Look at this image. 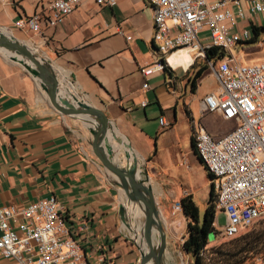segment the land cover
<instances>
[{"label":"crops","instance_id":"0c3cea01","mask_svg":"<svg viewBox=\"0 0 264 264\" xmlns=\"http://www.w3.org/2000/svg\"><path fill=\"white\" fill-rule=\"evenodd\" d=\"M50 1L0 0V28L22 35L36 48L23 42L32 53L47 59L62 95H73L105 113L147 172L156 202L176 196L179 202L185 196L179 193L182 187L193 201L196 191L208 195L211 181L192 142L195 126L222 137L235 124L202 111L205 95L218 91V84L202 89L206 75L213 76L205 60L169 53L163 60L166 69L151 75L144 91L142 70L157 60L146 0H115L113 6L85 0L54 27L43 20L40 34L15 27L36 13L45 16ZM201 68L205 70L193 86ZM37 85L21 66L0 55V208H22L54 197L69 227H86L78 239L88 264H139L135 241L141 224L128 216L132 205L93 155L87 124L57 113ZM160 118L168 126L160 125ZM117 157L124 166L122 148ZM177 213L169 219L170 226L164 224L165 253L170 249L173 259V225L181 230L186 222L183 213ZM179 236L182 247L186 237L183 231ZM153 240L158 242L157 237ZM0 264L13 262L0 256Z\"/></svg>","mask_w":264,"mask_h":264},{"label":"built area","instance_id":"2783aa9c","mask_svg":"<svg viewBox=\"0 0 264 264\" xmlns=\"http://www.w3.org/2000/svg\"><path fill=\"white\" fill-rule=\"evenodd\" d=\"M84 1L51 0L45 16L36 13L17 21L15 27L40 34L43 20L54 27ZM94 1L99 6L115 4V0ZM146 2L152 13L157 60L142 70V89H149L151 75L166 69L163 60L169 53L194 50L193 58L205 60L218 84L217 92L202 99V111L235 124L222 137H213L198 124L193 135L196 154L211 176L215 208L226 219L217 231L220 236L234 237L264 218V62L243 64L232 53L252 39L253 28L264 26V0ZM210 48L223 51V58L208 59ZM146 104L143 101L141 106ZM159 123L168 126L163 118ZM173 209L181 212L179 202ZM66 219L54 197L22 208L1 207L0 256L13 264H88L78 239L86 227L74 229Z\"/></svg>","mask_w":264,"mask_h":264},{"label":"water","instance_id":"95a60500","mask_svg":"<svg viewBox=\"0 0 264 264\" xmlns=\"http://www.w3.org/2000/svg\"><path fill=\"white\" fill-rule=\"evenodd\" d=\"M0 50L9 61L20 65L35 79L52 109L61 115L79 118L87 124L92 136L93 155L117 179L116 185L123 191L128 203L133 207L137 205L144 212L138 243L135 241L139 251V264H164V223L161 222L153 190L147 185V172L131 146L115 133L101 109L80 101L73 95L66 97L60 93L59 81L46 58L36 52L32 53L25 44L16 38L7 37L1 31ZM112 143L123 149L121 162H125L124 166L120 165L117 157L119 149H113ZM153 234H157V243L153 240Z\"/></svg>","mask_w":264,"mask_h":264},{"label":"rangeland","instance_id":"374dc122","mask_svg":"<svg viewBox=\"0 0 264 264\" xmlns=\"http://www.w3.org/2000/svg\"><path fill=\"white\" fill-rule=\"evenodd\" d=\"M7 30L10 31L11 29H7ZM10 32L12 33L14 38H16L19 42L20 41L27 42L29 45H31L33 49L36 50V48L22 35L16 33L14 30H11ZM205 35L206 34H203L202 36H205ZM232 53L235 57H239L240 61L243 64H258V63L264 62V33L260 34L259 37H257L254 43L251 45H245V44L238 45L237 47L232 49ZM36 54L38 53L36 52ZM0 55L6 58L5 53L2 52L1 50H0ZM22 69L25 73L29 74L24 68ZM30 77L33 78L31 75ZM203 84L204 85L202 86V89L217 86L214 76H210L209 74L206 75V78L204 79ZM37 88H38V91H40L43 95H45L38 85H37ZM232 124L234 125V123ZM180 184L182 185V183L179 182V185ZM208 185H210L209 182L207 183V186ZM189 192L190 191L187 190L186 187H182L181 189H179V193L181 195H187ZM193 194H194V202L196 203L199 209L200 217L202 218L205 207L209 204H212L213 201L209 202V194L208 195L202 194L198 191H196ZM213 195L215 196V191L213 192ZM214 196H213V199H214ZM165 200L166 201L164 203L157 202V205L162 215L161 218L163 219L161 220V222H163L167 227L168 225L170 226V223L172 222L170 221L171 220L170 218L172 214L175 213L173 206L176 202H178V198L177 196L167 197ZM132 209L138 212L136 219L138 220V223L142 225L143 220H144L143 210L139 208L137 205H135V207L132 206ZM126 211H127L128 216H130L128 208ZM178 214L179 213L176 212V214L172 217H176V215ZM130 219L132 220V218ZM184 223H185L184 228L181 230H179L180 228L179 224L173 225V227H175V230H174L175 238L171 242V245H172L171 247L173 248L172 250H174L175 258L174 259L173 257L169 258V260L171 261V264H193L192 257L186 254L182 250V247H180V243L182 239L179 236L180 231L181 232L183 231V234H185V237H187V228H186L187 220ZM225 223H226V219H225L224 214L216 210V215H215L216 229L221 230L224 227ZM248 233H252L253 236L257 238L256 243L246 244L245 240L242 239V237ZM209 242L210 243H208V245L206 246V249L203 255L206 258L205 264H264V218L256 222L251 228L243 230L235 238L228 239V238H224L219 235L217 237V240L215 241V237L211 235L209 238ZM219 245H222L221 249H219L220 251L219 250H217L218 252L214 251L213 248H216ZM169 255L171 256L173 255L170 249H169Z\"/></svg>","mask_w":264,"mask_h":264},{"label":"trees","instance_id":"16d2710c","mask_svg":"<svg viewBox=\"0 0 264 264\" xmlns=\"http://www.w3.org/2000/svg\"><path fill=\"white\" fill-rule=\"evenodd\" d=\"M252 30H253L252 32L253 37L251 40L246 42L245 45L253 44L255 39L259 37L260 34L264 33V26L260 29L253 28ZM206 56L208 59H222L224 56V52L219 50L218 48H210L206 50ZM204 70L205 68H201L195 74V76L192 79L193 86H195L196 80L200 78ZM208 178L211 180L210 175H208ZM213 192L214 189L211 185V190L209 193V202L213 201V203L205 207L202 218L200 217L199 209L196 203L193 201L191 195H185L179 200L181 211L187 220V224H186L187 237L185 238L182 244V250L186 254L192 257L193 264H205L206 258L203 255L206 246L208 245V243H210L209 238L211 235H213L216 241L217 237L219 236V231H217V229L215 228L216 208L214 203L215 196L213 195ZM237 236L238 235L234 237H224V238L232 239ZM242 239L245 240L246 244L257 242V238L253 236L252 233H248L244 235ZM221 246L222 245H219L218 247L213 248V250L218 252L217 250L221 249Z\"/></svg>","mask_w":264,"mask_h":264},{"label":"bare ground","instance_id":"6f19581e","mask_svg":"<svg viewBox=\"0 0 264 264\" xmlns=\"http://www.w3.org/2000/svg\"><path fill=\"white\" fill-rule=\"evenodd\" d=\"M0 31L2 33H4L7 37H13L12 33L10 31H8L7 29H0ZM21 43H23L22 41H20ZM24 44V43H23ZM180 54L187 56V57H194V50H189V51H182ZM65 85H67L68 87H70L69 83H65ZM59 87H60V82H59ZM62 90V89H61ZM63 91V90H62ZM73 93V92H72ZM74 94V93H73ZM113 149H115L116 145L114 143H112ZM129 214L131 217H137L138 212H136L135 210H133L132 208H129ZM157 237V234L153 235V239ZM158 239V238H157ZM141 245L144 246V243L141 241ZM169 255H167L166 253L164 254V258H163V262L164 264H171V261L169 260Z\"/></svg>","mask_w":264,"mask_h":264}]
</instances>
